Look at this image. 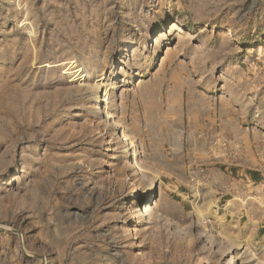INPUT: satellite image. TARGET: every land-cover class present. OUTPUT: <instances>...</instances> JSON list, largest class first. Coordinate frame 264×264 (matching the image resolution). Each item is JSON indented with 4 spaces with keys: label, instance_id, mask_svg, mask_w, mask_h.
<instances>
[{
    "label": "rangeland",
    "instance_id": "1",
    "mask_svg": "<svg viewBox=\"0 0 264 264\" xmlns=\"http://www.w3.org/2000/svg\"><path fill=\"white\" fill-rule=\"evenodd\" d=\"M241 166L264 184V0H0V264H264L225 215L264 185H170Z\"/></svg>",
    "mask_w": 264,
    "mask_h": 264
},
{
    "label": "crops",
    "instance_id": "2",
    "mask_svg": "<svg viewBox=\"0 0 264 264\" xmlns=\"http://www.w3.org/2000/svg\"><path fill=\"white\" fill-rule=\"evenodd\" d=\"M201 170H204L205 173L198 176L195 182L188 179L187 175H185L187 172L184 168L178 172V175L176 174L174 176L170 185L172 192L180 202L187 201L190 197H192V200H195L199 195L205 198L211 194L214 196L217 195L218 198L231 196V199L228 201H231L233 198L240 200L247 195L249 185L256 184L251 188L254 194L257 193L260 186L264 185L262 181L258 180V173L248 172L246 166H241L238 169L225 168L221 173H217L216 168L213 167L201 168ZM195 171H198V168L195 167ZM245 210L239 202L235 210L227 212L225 215L226 217H231L233 214L237 218L247 216L248 220L246 222L250 221L251 228L249 229H251V237L254 238L252 247L261 248L264 246V211L255 209L252 206V213L248 216Z\"/></svg>",
    "mask_w": 264,
    "mask_h": 264
},
{
    "label": "bare ground",
    "instance_id": "3",
    "mask_svg": "<svg viewBox=\"0 0 264 264\" xmlns=\"http://www.w3.org/2000/svg\"><path fill=\"white\" fill-rule=\"evenodd\" d=\"M125 140L127 141V137H125ZM126 143V142H125ZM124 153L125 154H128L130 155V150H128L127 148H125L124 150ZM136 169V168H135ZM136 199V198H135ZM150 201V196L146 198V200L144 201H141L140 199H136L134 201V203L138 205V208H137V211H142V210H145L146 211V204ZM231 264H233V262H231Z\"/></svg>",
    "mask_w": 264,
    "mask_h": 264
}]
</instances>
